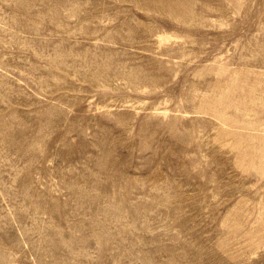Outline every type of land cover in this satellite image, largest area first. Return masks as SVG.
<instances>
[{
    "label": "rangeland",
    "instance_id": "374dc122",
    "mask_svg": "<svg viewBox=\"0 0 264 264\" xmlns=\"http://www.w3.org/2000/svg\"><path fill=\"white\" fill-rule=\"evenodd\" d=\"M0 264H264V0H0Z\"/></svg>",
    "mask_w": 264,
    "mask_h": 264
}]
</instances>
